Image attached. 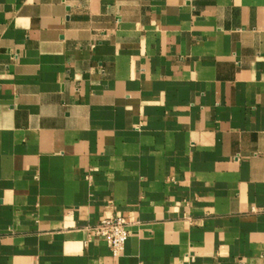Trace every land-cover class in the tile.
Wrapping results in <instances>:
<instances>
[{
  "label": "crops",
  "instance_id": "crops-1",
  "mask_svg": "<svg viewBox=\"0 0 264 264\" xmlns=\"http://www.w3.org/2000/svg\"><path fill=\"white\" fill-rule=\"evenodd\" d=\"M0 264H264V0H0Z\"/></svg>",
  "mask_w": 264,
  "mask_h": 264
},
{
  "label": "built area",
  "instance_id": "built-area-1",
  "mask_svg": "<svg viewBox=\"0 0 264 264\" xmlns=\"http://www.w3.org/2000/svg\"><path fill=\"white\" fill-rule=\"evenodd\" d=\"M128 222V219L122 216H103L91 231L92 234L104 238L113 256L118 257L123 252L130 235Z\"/></svg>",
  "mask_w": 264,
  "mask_h": 264
}]
</instances>
